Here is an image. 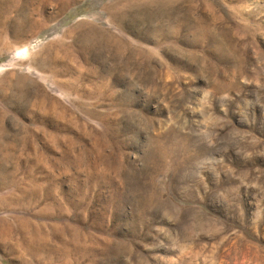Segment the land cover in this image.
<instances>
[{"label": "rangeland", "instance_id": "1", "mask_svg": "<svg viewBox=\"0 0 264 264\" xmlns=\"http://www.w3.org/2000/svg\"><path fill=\"white\" fill-rule=\"evenodd\" d=\"M51 2L0 0V264H264V0Z\"/></svg>", "mask_w": 264, "mask_h": 264}, {"label": "bare ground", "instance_id": "2", "mask_svg": "<svg viewBox=\"0 0 264 264\" xmlns=\"http://www.w3.org/2000/svg\"><path fill=\"white\" fill-rule=\"evenodd\" d=\"M64 0H52V2H51V4H54V5H56V7H59V6H61V4H62V2H63ZM65 1H67V4H70L73 0H65ZM22 3V2H21ZM54 5H52V6H54ZM17 6V5H16ZM113 6V5H112ZM1 7H2V5L0 6V14H1ZM4 12V11H3ZM29 14V13H28ZM5 15V14H4ZM33 16V15H32ZM21 18V17H20ZM8 19V18H7ZM22 19V18H21ZM39 19V18H38ZM41 20V19H40ZM21 21V20H20ZM23 22V21H22ZM42 23V22H41ZM45 24V23H44ZM34 25H38L37 23H35ZM4 28V27H3ZM33 33V32H32ZM25 47H26V45H24ZM24 48V47H23ZM26 51V50H25ZM31 51V50H30Z\"/></svg>", "mask_w": 264, "mask_h": 264}]
</instances>
